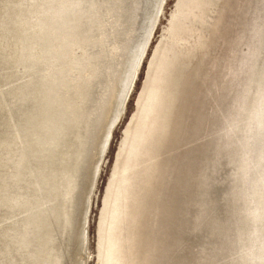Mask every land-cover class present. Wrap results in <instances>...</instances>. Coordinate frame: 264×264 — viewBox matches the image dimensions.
Masks as SVG:
<instances>
[{
    "label": "rangeland",
    "instance_id": "obj_1",
    "mask_svg": "<svg viewBox=\"0 0 264 264\" xmlns=\"http://www.w3.org/2000/svg\"><path fill=\"white\" fill-rule=\"evenodd\" d=\"M141 2L0 0V264H250L264 238V0H167L75 252Z\"/></svg>",
    "mask_w": 264,
    "mask_h": 264
},
{
    "label": "bare ground",
    "instance_id": "obj_2",
    "mask_svg": "<svg viewBox=\"0 0 264 264\" xmlns=\"http://www.w3.org/2000/svg\"><path fill=\"white\" fill-rule=\"evenodd\" d=\"M162 4H163V0H142V2H141L142 6H140V7H142L143 17H141L142 21H140L141 24H139V26H140V29H143L144 27L145 28L147 27V28L145 29V32L143 33V35H141V38L138 40V42L134 46H132V48L130 49L129 57L125 63V66L123 67V69L121 71V76L119 79L116 80V87L115 88L117 90V93L115 96L114 104H113L112 109L109 113V116H108L106 123L102 127V132L100 134V137H99V140L97 143V157L98 158H97L94 166L91 168V173H90L88 180H87V184H86V194L87 195H86V198L84 200L83 207H81L80 213L76 214L77 217H79L78 218L79 221H78V228H77V234H76L77 241L75 243V247H76L75 252L79 251V249H81L83 246V240H84V236H83L84 227H83V225H84V223H85V228H86V222H85L86 220L84 218V214L88 213L89 205L87 207V200H88L89 193L92 192V189H93V186H94V183H95L98 171H99V169L97 168V167H99L98 162H99V160L101 161V159H102L105 147H106L108 140H109V136H110L112 126H113L114 122L116 121V119L118 118L119 114L123 110L122 107L124 106L125 99L127 97L128 91H129L130 86L132 84L133 78L135 76L137 68L139 67L141 59L144 56L145 51H146V46H147V43H148L149 38H150V37H148V39H147L148 30H149L150 26H152L154 24L157 13L159 16L161 9H162ZM231 11H232V9H231ZM215 26H216V30L214 31V33H217L218 32L217 21H216ZM149 36H151V35H149ZM146 39H147V41H146ZM145 42H146V44H145ZM143 47H144V50H143ZM141 53H142V55H141ZM230 61H231V58H230ZM229 65H230V62L228 63V67H229ZM101 102H102V100H101ZM96 107H99V106H96ZM260 107L264 108V104L260 103ZM263 154H264V152H263ZM87 162L88 161L85 158L84 164L87 165ZM82 179L84 180V177ZM246 179L248 180L247 177H246ZM262 198H264V196ZM262 198H259V199H261L260 202L262 201ZM89 199H90V196H89ZM77 217H74V223H73V225H71L72 227L74 226L72 229L75 228V223L77 221L76 220ZM82 229H83V231H82ZM72 232H73V230H72ZM71 234L73 235V233H71ZM85 247H86V244H85ZM69 264H79V262L73 261V263H69Z\"/></svg>",
    "mask_w": 264,
    "mask_h": 264
},
{
    "label": "clouds",
    "instance_id": "obj_3",
    "mask_svg": "<svg viewBox=\"0 0 264 264\" xmlns=\"http://www.w3.org/2000/svg\"><path fill=\"white\" fill-rule=\"evenodd\" d=\"M250 253H252V258L250 264H264V258H261L255 253L264 252V238H261L259 233H254L251 238V248Z\"/></svg>",
    "mask_w": 264,
    "mask_h": 264
},
{
    "label": "water",
    "instance_id": "obj_4",
    "mask_svg": "<svg viewBox=\"0 0 264 264\" xmlns=\"http://www.w3.org/2000/svg\"><path fill=\"white\" fill-rule=\"evenodd\" d=\"M144 57V56H143ZM142 57V58H143ZM141 61H142V59H141ZM140 64H141V62H140ZM140 64H139V66H140ZM138 69H139V67L137 68V71H136V73H135V76H134V78H133V81H132V84H131V86H130V89H129V91H128V94H127V97H126V99L128 98V96H129V94H130V92H131V90H132V87H133V84H134V81H135V78H136V75H137V72H138ZM126 99H125V102H126ZM125 104V103H124ZM123 108V107H122ZM123 111V110H122ZM122 113V112H121ZM121 113L119 114V116H118V118L116 119V121L114 122V124L118 121V119H119V117H120V115H121ZM114 124H113V126H114ZM112 126V127H113ZM106 147H107V145H106ZM106 147H105V149H106ZM104 152H105V150H104ZM104 154V153H103ZM94 188V187H93ZM92 195V194H91ZM91 198V197H90Z\"/></svg>",
    "mask_w": 264,
    "mask_h": 264
},
{
    "label": "snow or ice",
    "instance_id": "obj_5",
    "mask_svg": "<svg viewBox=\"0 0 264 264\" xmlns=\"http://www.w3.org/2000/svg\"><path fill=\"white\" fill-rule=\"evenodd\" d=\"M163 2L166 4L167 3V0H163Z\"/></svg>",
    "mask_w": 264,
    "mask_h": 264
}]
</instances>
